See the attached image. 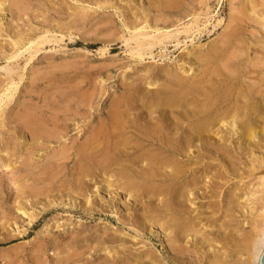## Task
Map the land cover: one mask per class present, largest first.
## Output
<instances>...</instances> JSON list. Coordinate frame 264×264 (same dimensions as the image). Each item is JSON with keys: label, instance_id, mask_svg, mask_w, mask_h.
<instances>
[{"label": "bare ground", "instance_id": "obj_1", "mask_svg": "<svg viewBox=\"0 0 264 264\" xmlns=\"http://www.w3.org/2000/svg\"><path fill=\"white\" fill-rule=\"evenodd\" d=\"M6 1L0 0L2 20L6 17V13L13 11V5L7 4ZM133 1L135 0H127V3ZM240 1L242 7L239 8L238 13L242 17L236 15V11L233 13L234 8L231 4L232 13L222 31L223 34L220 33L222 37L209 41L205 49L199 47L194 51L186 52L182 60L183 64L177 66L179 70L173 71L176 73L171 74L169 79L162 81L154 79V72L147 68L148 71H145L151 79L148 81L151 88L149 85L145 88L135 84L126 85L124 91L112 99L94 127L90 126V121H87L91 115L88 113L92 109L88 110V113L85 108V113L78 110L76 114L84 119L82 130L89 135L78 145H76L77 138L74 139L70 143L73 144L69 150L65 149L58 158L60 161L71 159L74 162L72 174L74 180H71L72 187L68 193L71 201H75L77 205V201L83 198L84 208L88 211L96 205L93 194L99 193L102 197L103 209L113 212L114 217L116 216L122 224L133 222L137 230H139L138 225H142L152 234L164 239V242L165 239L169 240L174 253L172 258L181 264H186L187 250L182 243L190 236L209 248L207 255L211 264L226 263L224 253L212 249L214 243L209 242L206 235L211 227L203 223L205 216L213 222L220 220L222 223L225 218L229 227H234L232 228L237 233L236 236L241 237L237 244L241 247L238 264H261L262 260L264 56L258 60L259 56L256 58L250 55L249 40L251 39L247 38L246 33L251 30L248 31L246 28V32L242 22L246 18H252V15L257 16L255 20L261 23V35L264 38V21H260L264 19V0ZM77 2L89 4L78 9L75 6L77 11L69 12L70 15L75 16V21L83 22V25L87 23L86 18L93 8L91 4H96V7L103 11L108 8L119 10L121 6L113 0H77ZM137 2L142 3L143 16L128 8L123 9V14L130 18L125 23L132 34L128 41L136 42V46L131 48L132 53L140 58L148 52L153 53L154 47L165 44L181 33L185 32L191 36L204 27H201L200 14L195 16L192 22L189 21L183 29L176 28L175 33L168 30L166 25L160 27L159 22L164 20L163 12L176 6L181 7L180 3H185L184 0H138ZM64 4L62 0L61 5ZM154 10L159 14L151 15ZM59 12L66 13L63 10ZM81 12L83 15L79 19ZM211 18L212 16H208L206 21H211ZM222 22L223 19H219L217 24L220 25ZM68 27V31L75 34L76 30L72 31V24ZM54 29L56 30L55 27ZM108 29L110 30L111 27ZM15 38L18 39L12 41L14 46H17L22 38L18 36ZM260 44L263 46L264 41ZM19 51L20 47L18 54L21 53ZM13 53L15 56L18 55L17 52ZM244 54H247V58L242 59ZM255 58L257 60L254 61ZM247 62H253L252 71L254 74L258 73V76L256 74V77L252 76L253 78L246 77L243 71ZM15 81L12 79L11 87L9 84L5 92L0 95V108L9 105L13 100L19 89V84ZM33 84H36L35 80L32 81L31 85ZM65 98L68 102L75 100L73 97ZM85 100L78 102L80 109L84 105L92 106L93 102ZM65 104L68 103H64L63 107ZM67 108L70 110L69 105ZM58 114V111L52 110L50 116L45 113L39 116L35 110H28L21 114L20 118L25 127L30 129L33 140H39L43 136L48 139H59L62 134V137L69 134L68 122L72 117L66 113L61 119ZM0 115H4V111ZM89 127L93 128L89 129ZM63 164L68 165L65 161ZM242 171L251 172L252 177L248 182L242 181L244 179ZM98 174L102 176V180L92 184L95 190L87 191L86 178L90 175L98 178ZM201 198L208 199V207L204 204L198 205L197 200ZM138 208H141L143 215L139 213ZM34 219L32 217L29 223ZM218 225L224 227L225 224L218 223ZM242 225H249L250 229L246 228L248 231L245 229L242 231ZM151 255L147 254V256Z\"/></svg>", "mask_w": 264, "mask_h": 264}, {"label": "rangeland", "instance_id": "obj_2", "mask_svg": "<svg viewBox=\"0 0 264 264\" xmlns=\"http://www.w3.org/2000/svg\"><path fill=\"white\" fill-rule=\"evenodd\" d=\"M113 1L118 6L121 5L119 10L108 8L103 11L96 4H91V16L88 14L84 25L83 22L75 21V16L69 12L77 11L78 7L84 5L89 6L88 3L63 0L64 6L61 5L62 0L6 1L13 5V11L6 13L3 20L0 16V95L9 84L11 87L12 79L19 84V89L11 103L0 108V114L4 111L5 115H0V264H181L172 258L174 253L169 240L165 239L164 242V239L152 234L142 225H138L137 230L133 222L122 224L114 217L113 212L103 209L99 193L93 194L96 205L88 211L84 208L83 198L77 201V205L75 201H71L68 193L72 187L70 183L74 180V162L71 159L60 161L58 158L65 149L69 150L74 139L77 138L78 145L89 135L82 130L84 119L76 114L78 110L85 113V108L88 113L92 109L87 121L94 127L112 99L120 95L126 85L148 87L151 79L146 74L147 68L154 72V79H169L171 74L179 70L177 66L183 64L186 52L199 47L205 49L210 42L222 37L220 33L226 27L232 6L233 13L236 11L235 14L242 17L238 13L242 3L240 0H184L185 3H180L181 7L176 6L163 12L164 20L159 22L160 27L166 25L168 30L175 33L176 28L183 29L200 14L201 27L204 26L201 31L191 36L181 33L165 44L154 47L153 53L148 52L140 58L132 53L131 48L136 46V42L128 41L132 34L125 23L130 18L123 14V9L128 8L143 16L142 3L138 4V0L130 3L127 0ZM62 10L66 13L59 12ZM93 11L97 12L94 14ZM82 13L79 14V19ZM154 14L159 13L154 10L151 15ZM208 16H212L209 22L206 21ZM256 17H243L245 20L242 25L246 32V28L251 30L246 33L247 38L251 39L248 42L251 46L250 55L256 58L259 56V60L264 56V45L260 44L264 38L261 35V23L255 20ZM219 19H223L220 25L217 24ZM71 24L75 27H72V31L76 30L75 34L68 31ZM17 36L22 38L23 45L19 43L14 46L12 40L18 39L15 38ZM13 52L18 55L15 56ZM11 53L14 55H10ZM241 58H247V54ZM247 63L243 71L246 77L258 76V73L254 74L252 71L253 64ZM255 70L258 71L259 68ZM33 80L36 84L31 85ZM149 87L151 88L150 85ZM67 96L75 100L68 102L65 98ZM84 99L93 102L92 106L84 105L80 109L78 102ZM66 102L68 104L63 107ZM28 110H35L39 116L41 113L50 116V111L56 110L61 119L67 113L72 117L68 122L69 134L65 137L62 134L59 139L43 136L44 140H33L30 129L25 127L20 118ZM64 161L68 163L67 166L63 164ZM6 162L9 164L5 165ZM251 177V172L244 171L242 181L248 182ZM97 180L101 181L102 176L98 174V178L95 175L86 178L87 191L95 190L93 185ZM207 201L208 199L202 198L197 200L198 205L208 207ZM19 206H23V209ZM138 211L143 215L141 208ZM32 217L35 219L29 223ZM203 223L211 227V230L208 229L211 234L206 230V235L209 242L214 243L212 249L224 253L225 264H238L241 247L237 244L241 237L236 236L234 227H229L225 218L222 223L220 220L213 222L205 216ZM218 223L225 225L222 227ZM242 227V231L250 229L249 225ZM201 243L191 236L182 243L187 248L186 264H211L207 255L209 248Z\"/></svg>", "mask_w": 264, "mask_h": 264}, {"label": "water", "instance_id": "obj_3", "mask_svg": "<svg viewBox=\"0 0 264 264\" xmlns=\"http://www.w3.org/2000/svg\"><path fill=\"white\" fill-rule=\"evenodd\" d=\"M261 264H264V251H263V254H262Z\"/></svg>", "mask_w": 264, "mask_h": 264}]
</instances>
